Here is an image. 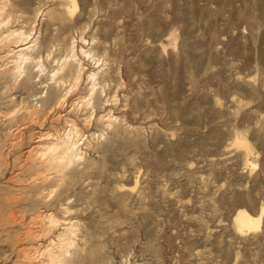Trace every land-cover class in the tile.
<instances>
[{
	"label": "rangeland",
	"instance_id": "1",
	"mask_svg": "<svg viewBox=\"0 0 264 264\" xmlns=\"http://www.w3.org/2000/svg\"><path fill=\"white\" fill-rule=\"evenodd\" d=\"M76 2L0 0V264H52L59 238L64 264H264V0ZM71 37L99 62L79 51L83 80L52 109ZM97 69L116 100L87 110ZM72 125L80 158L31 157Z\"/></svg>",
	"mask_w": 264,
	"mask_h": 264
},
{
	"label": "bare ground",
	"instance_id": "2",
	"mask_svg": "<svg viewBox=\"0 0 264 264\" xmlns=\"http://www.w3.org/2000/svg\"><path fill=\"white\" fill-rule=\"evenodd\" d=\"M71 5H72L71 7H73L72 8L73 10L76 9L77 8L76 0H71ZM72 9H70L71 12H73ZM30 35H31V33L27 34L24 31L17 32V33H16V31H14V32L10 33V35H8V37L9 38L10 37H14L15 38L16 36L17 37L19 36L20 37V38H18L19 41H22V43H23V42L27 41L30 38ZM79 39H81L82 42L87 44V42L84 39L82 33H81V37ZM32 42L30 41V43H32ZM77 42L78 41L76 40V37H71V39L68 42V44L65 45V54L63 56V60L59 61L60 63L58 65V67L55 68L52 71L53 73L51 74V78L53 79L54 83L56 84V87L59 88V92H58V94H56L52 98L51 105L49 106L51 108L52 107L53 108L54 107H58V106L62 105L66 101L68 95L71 92H74V90L80 85L79 83H80V81L82 79V73H83V70H84V66H83L84 63L79 58V55H78L79 51H80V53H83L84 56L90 57L92 60H94L97 63L99 62L98 61L99 58H97L98 57L97 53H96V55H97V57H96L95 53H93V48H92V46H89L90 45L89 43H88V46L85 47V46H79ZM33 44H30L29 46L27 45V46H25L23 48L21 47L22 49L19 48L20 50L15 51L14 57L16 56L15 57L16 60L14 62H15L16 66L14 68H18L17 70H15L16 74L17 73L21 74L22 71L24 70L23 64H25L26 62H29L32 59H34L33 58V54H34L33 51L35 50V46L36 45H33ZM50 53L51 52H49V55H50ZM86 59H88V58H86ZM42 66H41V69H42ZM100 72L101 71L99 69L96 72L93 71V72L89 73L88 79L90 80V84H89V86H87L88 87V91H87L86 95L79 96L80 99H81L80 105L83 104L82 106H84V104H85V107H87V110H88V107L89 108L91 107L93 109L96 108L95 107L96 101H99L102 104V102H104V101L111 102V101H113L115 99L114 96H116V95H113L114 93L112 94V92L115 91V90H112L113 86H111L112 84H110L111 83V78L109 77V75L108 76H103V77L100 78L99 77V73ZM67 84L69 86H67ZM93 109H91V110L94 111ZM28 114L30 116H32V115L34 116L35 112L30 111V112H28ZM106 114H108V118L106 117V119H105V120H107L106 121L107 123L104 122V124H106L105 127L106 126L107 127H109V126L112 127L113 120H114L115 117L110 115V111L108 113H106ZM101 115L103 116V114H101ZM101 115H100V118L102 117ZM72 121H70L69 123H72ZM90 123H91V121H90ZM69 126H70V124H69ZM72 126H73V128H70L69 129L70 131L68 133H65V135L62 132V134L64 136H56V138L54 137V140H52L53 139V137H52V139H50L52 141H48V142H45L44 144H41L42 145L41 147L38 146V147L33 148L31 150V157L35 158V159L36 158L42 159L45 162H47L51 158H53V159H58L61 163H65L66 162L67 164L73 163V160L75 158H80L81 157V153L79 151L80 148H79V145H78V142H79L78 137H79L80 129L76 128L74 125H72ZM112 130H113L112 133H114L116 131L115 128H112ZM239 143L243 144L242 142H239ZM42 178L44 179L43 181H45L46 178H47V175H45ZM66 211L69 212V209L66 208L65 214L67 213ZM261 216H262V214H260V215H258L256 217H253V216L249 215L245 211H239L236 214V216H235V224H236V227H237L238 231L244 233L245 231H247L249 229H250V231H252L253 228L257 229V227L260 224ZM48 218H49L50 223L53 226H56L59 223V221H60L59 218H57L54 213H51L48 216ZM69 221L70 222L68 224V227H75L76 226L74 224V222H72L71 218H70ZM56 244H57V246H54V247L49 248V249L46 250L47 251L46 252L47 255H49V263L52 262V264H58V263L59 264H64V262H66V261H64V259H66L67 255L70 254L72 246L75 245V241L73 239H71V238H65V239L64 238L63 239L59 238L58 243H56ZM56 253H59V255L57 256ZM59 256H62L63 259H60Z\"/></svg>",
	"mask_w": 264,
	"mask_h": 264
}]
</instances>
